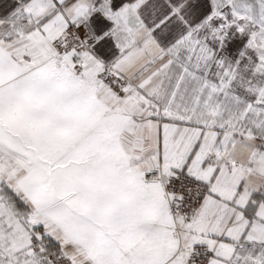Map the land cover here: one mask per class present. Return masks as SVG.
Listing matches in <instances>:
<instances>
[{
	"label": "snow or ice",
	"instance_id": "snow-or-ice-1",
	"mask_svg": "<svg viewBox=\"0 0 264 264\" xmlns=\"http://www.w3.org/2000/svg\"><path fill=\"white\" fill-rule=\"evenodd\" d=\"M0 264H264V0H0Z\"/></svg>",
	"mask_w": 264,
	"mask_h": 264
}]
</instances>
